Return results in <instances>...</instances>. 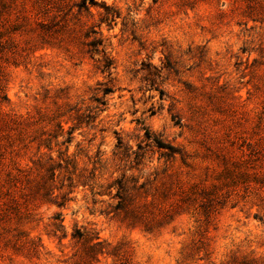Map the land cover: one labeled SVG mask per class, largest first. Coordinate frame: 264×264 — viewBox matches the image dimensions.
Instances as JSON below:
<instances>
[{
  "label": "rangeland",
  "instance_id": "374dc122",
  "mask_svg": "<svg viewBox=\"0 0 264 264\" xmlns=\"http://www.w3.org/2000/svg\"><path fill=\"white\" fill-rule=\"evenodd\" d=\"M264 257V0H0V264Z\"/></svg>",
  "mask_w": 264,
  "mask_h": 264
},
{
  "label": "trees",
  "instance_id": "16d2710c",
  "mask_svg": "<svg viewBox=\"0 0 264 264\" xmlns=\"http://www.w3.org/2000/svg\"><path fill=\"white\" fill-rule=\"evenodd\" d=\"M98 242L94 241L90 243V249H88V253H86V257L81 259L79 264H95L97 262L96 255L101 253V250H98ZM115 264H132L129 260L125 258H117ZM235 264H264V257L250 256L246 257Z\"/></svg>",
  "mask_w": 264,
  "mask_h": 264
}]
</instances>
